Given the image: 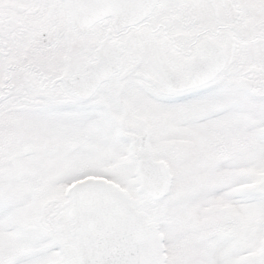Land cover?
<instances>
[{
    "label": "snow or ice",
    "instance_id": "obj_1",
    "mask_svg": "<svg viewBox=\"0 0 264 264\" xmlns=\"http://www.w3.org/2000/svg\"><path fill=\"white\" fill-rule=\"evenodd\" d=\"M0 264H264V0H0Z\"/></svg>",
    "mask_w": 264,
    "mask_h": 264
}]
</instances>
